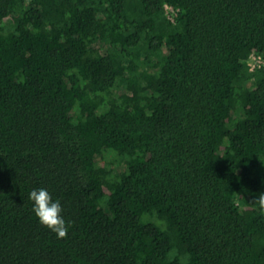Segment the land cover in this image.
I'll use <instances>...</instances> for the list:
<instances>
[{
  "label": "trees",
  "instance_id": "1",
  "mask_svg": "<svg viewBox=\"0 0 264 264\" xmlns=\"http://www.w3.org/2000/svg\"><path fill=\"white\" fill-rule=\"evenodd\" d=\"M253 55L264 0H0V264H264Z\"/></svg>",
  "mask_w": 264,
  "mask_h": 264
},
{
  "label": "clouds",
  "instance_id": "2",
  "mask_svg": "<svg viewBox=\"0 0 264 264\" xmlns=\"http://www.w3.org/2000/svg\"><path fill=\"white\" fill-rule=\"evenodd\" d=\"M32 203V211L39 223L64 238L69 232V222L62 215V204L59 198L53 199L46 188H34L28 194ZM259 202L264 206V192L260 193Z\"/></svg>",
  "mask_w": 264,
  "mask_h": 264
},
{
  "label": "built area",
  "instance_id": "3",
  "mask_svg": "<svg viewBox=\"0 0 264 264\" xmlns=\"http://www.w3.org/2000/svg\"><path fill=\"white\" fill-rule=\"evenodd\" d=\"M168 11L170 12V19L174 20L175 15L177 14V11L173 9L172 7H167ZM250 66L252 69H255L256 67L264 66V61L262 57L253 55L250 60Z\"/></svg>",
  "mask_w": 264,
  "mask_h": 264
}]
</instances>
